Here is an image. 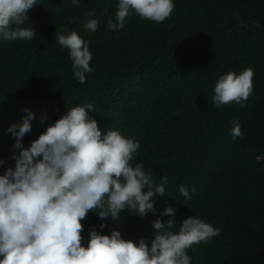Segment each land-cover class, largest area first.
Wrapping results in <instances>:
<instances>
[{"label": "trees", "instance_id": "16d2710c", "mask_svg": "<svg viewBox=\"0 0 264 264\" xmlns=\"http://www.w3.org/2000/svg\"><path fill=\"white\" fill-rule=\"evenodd\" d=\"M119 0H37L26 13L32 41L0 38V175L14 170L16 138L8 132L34 114L27 149L47 127L75 107L91 104L102 136L109 130L138 142L130 162L143 164L159 185L167 177L164 196L154 197L155 214L121 212L117 221H101L89 212V231L150 244L154 221L174 220L179 231L193 217L218 228L208 243L193 245L190 264H264V0H173L174 10L163 23L133 13L118 31ZM99 20L96 32L86 31L88 13ZM72 31L89 43L92 72L81 84L73 75L68 50L56 30ZM251 68L253 91L243 107H216L219 77ZM232 121L242 136L233 140ZM189 190L191 199L179 192ZM192 189H195L193 192ZM174 209V216L162 215ZM106 225L100 229V224Z\"/></svg>", "mask_w": 264, "mask_h": 264}, {"label": "clouds", "instance_id": "9594fccd", "mask_svg": "<svg viewBox=\"0 0 264 264\" xmlns=\"http://www.w3.org/2000/svg\"><path fill=\"white\" fill-rule=\"evenodd\" d=\"M78 6V0H71ZM37 0H0V38L4 41H32L33 28L20 27L28 22L27 12ZM173 0H119L115 22L107 23L109 31L120 30L135 13L141 19L163 23L174 10ZM95 11L88 13L86 31L96 32ZM56 30V40L68 50L74 77L85 83L92 55L88 41L77 32L65 35ZM251 68L239 75L229 72L219 77L212 98L216 107L248 100L253 91ZM91 104L71 108L34 140L27 149L23 137L31 132L34 114L27 113L20 125L8 132L16 138L14 170L0 175V264H190L187 249L208 243L219 235V229L198 218H187L179 231L169 219L153 222L155 230L150 244L140 239L138 244L124 240L119 231L101 235L89 231L87 247L83 246L84 226L89 212L101 221L115 222L121 212L146 216L155 214L154 197L164 196L167 177L159 185L153 183L152 173L143 164L131 165L138 142L109 130L102 136L95 120H89ZM233 140L242 136L241 125L232 121ZM2 163V161H0ZM194 192L195 189H192ZM180 194L191 199L189 190L181 186ZM167 207L162 215L174 216ZM100 229L106 227L100 224Z\"/></svg>", "mask_w": 264, "mask_h": 264}]
</instances>
